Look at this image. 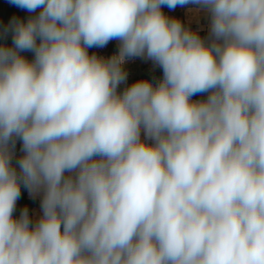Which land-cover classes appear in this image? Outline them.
<instances>
[{
    "label": "clouds",
    "instance_id": "clouds-1",
    "mask_svg": "<svg viewBox=\"0 0 264 264\" xmlns=\"http://www.w3.org/2000/svg\"><path fill=\"white\" fill-rule=\"evenodd\" d=\"M7 3L0 264H264V0Z\"/></svg>",
    "mask_w": 264,
    "mask_h": 264
},
{
    "label": "rangeland",
    "instance_id": "rangeland-1",
    "mask_svg": "<svg viewBox=\"0 0 264 264\" xmlns=\"http://www.w3.org/2000/svg\"><path fill=\"white\" fill-rule=\"evenodd\" d=\"M191 7V6H188ZM188 7H177L174 11H170L167 8L164 9L165 13L169 16H174L179 18L186 25L190 26L193 30H200L201 36L207 35L208 28V18L205 13H197L195 11L189 12ZM29 14L22 11L15 6L9 5L7 0H0V26L7 25L12 16H17L20 18H27ZM6 43L11 44V38L6 41ZM29 59H31V54L25 53ZM126 70L129 73L128 84L135 82L139 79H147L149 81H155L162 78V69L154 66L151 61H146L143 59H133L129 60L125 65ZM18 155L20 154V144L17 143ZM16 147V148H17ZM39 204L36 210L40 213V198Z\"/></svg>",
    "mask_w": 264,
    "mask_h": 264
},
{
    "label": "trees",
    "instance_id": "trees-1",
    "mask_svg": "<svg viewBox=\"0 0 264 264\" xmlns=\"http://www.w3.org/2000/svg\"><path fill=\"white\" fill-rule=\"evenodd\" d=\"M117 48H118V43L116 41H112L103 49L94 48V49H90L89 51L90 53L95 52L99 56L108 57L111 56L113 53H115L117 51ZM196 98H200V97H196ZM16 151H18V147L16 148ZM38 204H39V199L37 197L35 199L30 198L27 191L22 189V196L21 199L17 202V210L15 215L18 217L20 211L24 207H28L30 216L33 217V211L38 206Z\"/></svg>",
    "mask_w": 264,
    "mask_h": 264
},
{
    "label": "crops",
    "instance_id": "crops-1",
    "mask_svg": "<svg viewBox=\"0 0 264 264\" xmlns=\"http://www.w3.org/2000/svg\"><path fill=\"white\" fill-rule=\"evenodd\" d=\"M40 215V213L36 210V208L33 211V218H36Z\"/></svg>",
    "mask_w": 264,
    "mask_h": 264
}]
</instances>
